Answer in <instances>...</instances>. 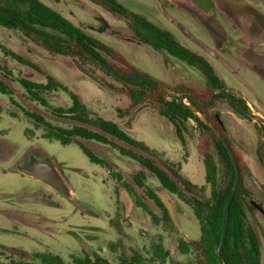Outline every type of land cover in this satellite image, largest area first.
<instances>
[{
  "label": "rangeland",
  "instance_id": "rangeland-1",
  "mask_svg": "<svg viewBox=\"0 0 264 264\" xmlns=\"http://www.w3.org/2000/svg\"><path fill=\"white\" fill-rule=\"evenodd\" d=\"M39 1L76 28L121 53L138 72L169 86L178 81H189L195 88L203 86L204 77L186 63L172 58L174 73L162 65L158 53L148 46L121 40L98 28L96 31V25L101 23L102 28L108 26L121 34L125 28L123 21L101 7L86 0ZM115 1L205 56L224 88L243 100L251 112L264 117V0ZM0 44L57 79L95 115L116 123L132 139L155 150L164 160L179 165L181 174L189 181L204 184V167L196 149L195 130L188 128L187 145L183 147L170 123L151 107L136 109L126 118L117 117L116 110L126 108L128 100L109 87L117 86L111 78L98 71L105 84L86 78L74 68L71 59L48 55L19 31L0 27ZM0 67L10 74L4 78L0 71V81L11 91L10 97L0 94V264H8L9 258L30 260L36 252H50L64 261L72 256L97 254L115 264L119 257L135 251L148 260L152 246L158 241L168 252L165 264L185 263L189 256L178 252V238L190 241L199 237L191 210L161 188L150 172L109 146L79 138L62 145L46 138L45 127L24 112L36 114L58 128L69 129L74 123L28 99L18 80L44 82L35 69L5 56L1 50ZM41 96L53 108L66 109L71 105L68 96L61 91ZM216 110L219 114L222 112V128L234 151L244 158V177L251 180L255 188L252 203L263 211V214L247 213V217L258 236L261 264H264V173L255 158L256 135L238 119L226 116L230 108L224 101L216 104ZM77 143L87 147L109 168L91 163ZM29 156L51 158L71 188L72 196L67 198L18 174L15 166L26 163ZM138 170L145 174V185L170 196L179 225L177 234L160 223H153L151 217L136 206L138 199L156 218L162 215L133 181Z\"/></svg>",
  "mask_w": 264,
  "mask_h": 264
},
{
  "label": "trees",
  "instance_id": "trees-1",
  "mask_svg": "<svg viewBox=\"0 0 264 264\" xmlns=\"http://www.w3.org/2000/svg\"><path fill=\"white\" fill-rule=\"evenodd\" d=\"M87 1L101 7L118 20L123 21L127 29L126 37L141 45L148 46L157 52L162 51L167 56L186 63L188 66L195 68L204 77V86L202 89H195L185 84L169 86L157 81L166 89L176 94L189 93L200 102H204L214 88L217 86L224 88L210 61L205 56L177 42L170 32L154 25L141 14L127 10L115 0ZM20 26H23L24 29ZM0 27L19 31L25 38L36 47L45 51L48 55H57L67 59L79 60L103 84H105L103 78L97 74V71L102 73L104 77H109L114 80L117 86L109 87L128 100L126 108L116 110V115L119 118L129 117L132 111L138 106L149 105L159 116L171 123L175 136L183 147L187 145L185 139V136L189 133L187 123L189 121L194 123L193 130L197 132L196 149L202 160L205 174L204 184L202 185H197L189 181L181 174L179 165L164 160L155 150L148 148L142 142L132 139L116 123L93 114L61 82L21 55L0 44V50L5 56H9L20 64L35 69L43 76L44 82L41 83L28 79L18 80L19 85L25 91L28 99L47 108L55 116L68 119L74 123L69 129L58 128L45 122L36 114L28 111L24 112L28 118L45 127V137L55 139L62 145L70 144L76 141V138L95 141L111 147L122 157L138 163L140 167L154 176L161 188L176 196L180 202L186 205L197 221L199 228V237L197 240L187 241L182 237L178 238V252L181 255H188L189 258L185 263L176 264H219L217 250L222 231V214L224 205L233 186L234 167L226 149L211 130L185 104L180 103L174 96L168 95L160 88L145 82H137L111 74L97 66L72 46L61 44L27 31L26 29H30L38 34L68 43L76 42L87 52L109 66L154 80L138 72L121 53L86 34L83 30L76 28L68 20L39 0H0ZM99 30L101 32L108 31L111 34H118L114 30L102 28V23ZM102 54L110 61L106 60ZM0 71H3L4 78L10 76L4 67H0ZM57 91L65 93L70 99L71 105L68 108H53L41 96L49 92ZM0 94L11 96L10 89L1 81ZM231 97L247 111H250L243 100L233 95ZM219 101H224L233 112L248 123H252L255 127L257 135L255 158L263 173L264 126L258 125L244 117L222 94H215L209 104L198 108L227 141L234 153L240 172L239 185L228 211L226 237L222 252L223 262L224 264H261L260 242L247 217V213L254 214L257 210L254 208L251 200L252 194L245 185L243 173L244 162L241 156L234 151L230 139L221 128L220 114L216 110V104ZM185 103L192 104L193 102L187 99ZM77 144L91 163L109 168L106 162L93 154L87 147L81 143ZM115 176L118 181H121L118 174H115ZM144 179L145 174L142 170H138L133 176L135 184L144 190L146 197L159 208L162 215L159 219L156 218L145 204L138 199L135 200L136 206L145 211L151 217L153 223H160L164 228L171 229V231L177 234V230L169 219L166 210L153 191L144 184ZM126 187L129 191L128 186ZM167 258L168 252L164 249L161 242L158 241L152 246L151 256L148 260H145L141 254L133 251L129 256L119 257L115 264H165ZM8 264L114 263L109 262L97 254L92 257L88 255L72 256L69 261H64L59 255L50 252H36L30 260L9 258Z\"/></svg>",
  "mask_w": 264,
  "mask_h": 264
},
{
  "label": "water",
  "instance_id": "water-1",
  "mask_svg": "<svg viewBox=\"0 0 264 264\" xmlns=\"http://www.w3.org/2000/svg\"><path fill=\"white\" fill-rule=\"evenodd\" d=\"M20 27L24 29L23 26H20ZM26 30L33 33V34L41 36L43 38H47L49 40L59 42L61 44H68V45L72 46L73 48L77 49L82 54H84L88 59H90L97 66H99L100 68H102L103 70H105L111 74H115V75H118V76H121L124 78H128L130 80L137 81V82H145V83H148V84H151V85H154V86L160 88L161 90L166 92L168 95L174 96L180 103L185 104V106L191 112H193L207 128H209L211 130V132L216 136V138L222 143L223 147L226 149V151H227V153H228V155L232 161L233 167H234V182H233V186L231 188V192L228 196V199L224 205L223 214H222L221 238H220V243H219L218 250H217L218 262H219V264H224L222 252H223V247H224V242H225V237H226L228 211H229L230 203H231V201H232V199L236 193V190L238 188V185H239L240 172H239L238 164H237V161L235 159L234 153L231 150V148L229 147L227 141L225 140L223 135L219 132V130L216 129L211 124V122L207 119L205 114L200 112V110L198 108L201 106H205V105L209 104L215 94H222L224 97H226V99L233 105V107L239 113H241L244 117L250 119L252 122H254L258 125L264 126V117H262L258 114H255L251 111H247L236 100H234L231 97L228 89L221 88L220 86H217L216 88H214L211 91V93H210V95L206 101L200 102L196 97H194L193 95H191L189 93H180V94L173 93L172 91L166 89L165 87H163L160 83H158L155 80L144 78V77L129 73L127 71H123V70H120L118 68L109 66V65L103 63L102 61H100L98 58H96L92 54H90L89 52H87L85 49H83L81 46H79L76 42L68 43V42H65V41H62V40H59L56 38H52V37H48V36H45L42 34H38V33L34 32L30 29H26ZM158 52L163 56V58L166 60V62L169 63L168 56L162 51H158ZM71 60H72V64H73L74 68L81 75H83L86 78H89L91 80H94L96 82H99L97 76L94 75L93 73H91L79 60H77V59H71ZM187 99H190L193 103L192 104L185 103V101ZM222 130H223V128H222ZM15 170L19 174H21L23 176L30 177V178L42 183L43 185L47 186L51 190L62 194L63 196H65L67 198H70L72 196L71 188L66 184V182L62 178L61 174L57 170L55 164L52 162L51 158H49L47 156L42 158V159H37L34 156H29L28 161L26 163L17 164L15 166ZM151 190L153 191V193L156 195V197L158 198V200L160 201V203L162 204V206L166 210V212L169 216V219L171 220V222L173 223L175 228L177 230H179V225H178L176 218H175L174 206H173V203L171 201L170 196L165 192H159V191L154 190V189H151ZM253 206L258 212H261L263 214V211L259 205L253 203Z\"/></svg>",
  "mask_w": 264,
  "mask_h": 264
},
{
  "label": "crops",
  "instance_id": "crops-1",
  "mask_svg": "<svg viewBox=\"0 0 264 264\" xmlns=\"http://www.w3.org/2000/svg\"><path fill=\"white\" fill-rule=\"evenodd\" d=\"M87 1V0H86ZM89 2V1H88ZM139 14V13H138ZM114 17V16H113ZM96 18V17H95ZM117 19V18H116ZM121 21V20H120ZM125 24V23H124ZM98 25H96V31H97V28L99 29L100 27H101V25H99L98 27H97ZM81 27H83V26H81ZM104 29H106V30H110V28L108 27V26H106V28H104ZM111 30H113V29H111ZM115 31V30H114ZM123 34H121V33H119L118 31H116V32H118V34H111V33H109L108 31H105V32H103V33H107V34H109V35H113V36H116L117 38H119V39H121V40H125V41H128V42H132V43H137V42H135V41H133V40H131L130 38H128V37H126L125 35H126V32H127V29H126V25H125V28H123ZM125 33V34H124ZM98 40V39H97ZM138 45H139V43H137ZM141 45V44H140ZM150 48V47H149ZM153 50V49H152ZM155 51V50H154ZM157 52V51H156ZM158 53V55L160 56V58H161V61H162V65L166 68V69H168V67L170 68V69H172V70H170V71H172V72H174L175 70H176V68H174V65H173V63H172V58L170 57L169 58V56H168V59H169V63H167L166 62V60L163 58V56L159 53V52H157ZM175 73V72H174ZM182 78V77H181ZM99 80V79H98ZM99 82H101L100 80H99ZM184 82H186V81H184ZM177 84H185V85H188V86H190V87H192V88H195V87H193L192 85H191V83L188 81V82H186V83H183V81H178V82H176L175 84H173V86L174 85H177ZM203 86H204V82H203ZM203 86L202 87H200V88H195V89H202L203 88ZM117 93V92H116ZM145 107H150L149 105H141V106H138L137 108H135L133 111H135L136 109H142V108H145ZM152 108V107H151ZM132 111V112H133ZM93 113V112H92ZM93 114H95V113H93ZM132 114V113H131ZM130 114V115H131ZM158 114V113H157ZM222 114V112L220 113V115ZM225 114H226V116H228V117H230V118H232V119H238V121L239 122H241V123H243L244 125H246V127H250V129L253 131V133H255V135H256V132H255V127L253 126V124L252 123H248V122H244V121H242V120H240L238 117H240L239 115H237L235 112H233L231 109L229 110V111H227V112H225ZM161 117V116H160ZM162 118V117H161ZM242 118V117H241ZM164 119V118H163ZM170 125H171V123H170ZM171 127H172V129H173V132H174V128H173V126L171 125ZM187 127L188 128H192V130H193V128H194V123L192 122V121H189L188 123H187ZM224 127V126H223ZM225 131H226V129H225ZM175 134V133H174ZM226 134V133H225ZM227 136V135H226ZM231 141V140H230ZM197 144V143H196ZM257 146V135H256V144H255V147ZM200 157V156H199ZM241 158H242V160L244 161V158L242 157V155H241ZM202 161V160H201ZM203 164V163H202ZM181 168V167H180ZM181 171V170H180ZM249 179H251V178H249ZM250 182H251V180H246L245 179V185H246V187L248 188V190L251 192V194L254 196L255 195V193H254V187L253 186H251V184H250Z\"/></svg>",
  "mask_w": 264,
  "mask_h": 264
},
{
  "label": "flooded vegetation",
  "instance_id": "flooded-vegetation-1",
  "mask_svg": "<svg viewBox=\"0 0 264 264\" xmlns=\"http://www.w3.org/2000/svg\"><path fill=\"white\" fill-rule=\"evenodd\" d=\"M0 151H1V149H0ZM27 162V161H26ZM16 171V170H15ZM18 173V172H17ZM19 174V173H18ZM21 175V174H20Z\"/></svg>",
  "mask_w": 264,
  "mask_h": 264
}]
</instances>
